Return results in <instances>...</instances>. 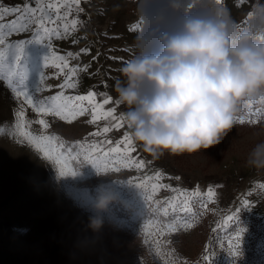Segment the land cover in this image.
<instances>
[{
	"label": "rangeland",
	"instance_id": "374dc122",
	"mask_svg": "<svg viewBox=\"0 0 264 264\" xmlns=\"http://www.w3.org/2000/svg\"><path fill=\"white\" fill-rule=\"evenodd\" d=\"M64 2L0 0L8 9L25 4L44 8L46 18L49 11L55 16L54 8L49 10L47 5L59 3L68 23L79 21L65 38L46 35L33 25L36 17L28 21L26 32L9 36L5 29V44L0 45L4 53L0 264H264V169L245 163L251 146L264 139V110L250 109L240 120L243 122L208 150L165 153L153 159L133 142L132 157L146 161L137 170L126 165L123 154L111 153L106 143L119 141L125 133L130 136L119 104L106 107H116L121 127L94 136L90 134L105 122L90 123L91 110L72 116L71 105H67L61 109L67 116L63 119L54 112L37 114L23 97L16 96L24 86L12 74L14 53L18 42L24 41L22 71H26V90L34 100H44L45 107H51L53 102L47 98L61 92L74 97L95 91L116 101L113 86L118 69L131 54L143 24L138 0H80L69 9L63 7ZM253 2L225 0L223 4L234 17L246 21ZM141 8L148 15L155 11L152 4ZM14 18L6 14L5 23ZM57 56H64L69 68L78 69L73 77L76 88L60 87L68 69L55 67L61 63ZM84 66H89L86 72ZM21 110L27 131L37 137L49 136L50 141L38 148L20 135L17 113ZM39 119L45 120L46 128ZM49 148L55 149L52 158L45 156ZM57 156L66 164L64 176L55 162ZM209 189L214 193L211 198ZM197 192L199 195L194 194ZM101 200L107 201L102 209L97 207ZM228 216L233 219L228 221Z\"/></svg>",
	"mask_w": 264,
	"mask_h": 264
},
{
	"label": "clouds",
	"instance_id": "9594fccd",
	"mask_svg": "<svg viewBox=\"0 0 264 264\" xmlns=\"http://www.w3.org/2000/svg\"><path fill=\"white\" fill-rule=\"evenodd\" d=\"M146 4L155 5L153 14L142 10ZM138 12L143 24L113 87L123 123L145 153L208 150L250 109L264 110V0H254L246 21L222 0H138ZM245 163L264 169V139Z\"/></svg>",
	"mask_w": 264,
	"mask_h": 264
},
{
	"label": "snow or ice",
	"instance_id": "6c2138e0",
	"mask_svg": "<svg viewBox=\"0 0 264 264\" xmlns=\"http://www.w3.org/2000/svg\"><path fill=\"white\" fill-rule=\"evenodd\" d=\"M38 3L39 0H36ZM80 0H65L63 7L65 9H69V5L73 4H79ZM55 10V16H53L52 12L49 11V14L47 18L44 15L45 9L44 8H38L35 6H29V4H25L23 8H13L8 9L3 7V5H0V45L5 44V29L7 28V35L12 34H19L20 32L28 31V21L32 20L33 17H36V19L33 21V25L36 27H39L43 30V32L48 35H55L60 38H65L67 36H70L72 31L77 28V25L79 21L77 19H72L70 23L67 22V18L64 17L61 13V6L58 3L57 5H52L49 3L47 5V9ZM37 13H40L39 16H37ZM6 14L14 16V19L7 20V23H5L6 20ZM69 15H71V12L69 11ZM23 17V18H22ZM61 20H64L65 22L62 24ZM48 24L55 25L52 29L48 28ZM76 41L74 40L73 43ZM24 41L18 42L16 46V52L14 53V71L12 74L19 76V82L21 85L24 86L23 91H17L16 96L17 97H23V102L26 103L27 106L33 108L37 114H43L48 115L52 114L54 112L55 115L60 116L63 119H66L67 116L64 114V112L61 110L67 105H71V111L70 115L76 116V115H83L85 112H88L91 110V120L90 123L95 124L97 121H104L105 124L101 129H98L97 132L92 133L90 135L94 136H100L102 134H107L110 131L114 129H118L121 127V120L117 115V109L116 107H106L107 105L111 104H118V101H113L112 97L108 95L107 93H97L95 91H89L86 95H76V96H65L63 92H61L59 95L52 96L50 99L53 104L51 107H45V101L40 100L36 101L34 98L28 93L26 90V80H27V74L26 71H22L24 68V65L22 64V61L24 59V48L22 47ZM9 47H12L11 44H9ZM82 52H87V49H81ZM69 57H72V53L67 54ZM48 57H44L45 66H47ZM56 60H59L61 63L56 64L55 67L58 68L60 71H63L65 68L68 69V73L66 75V79L64 80V83L60 86L62 89L66 88H76L77 84L73 82V77L77 74L78 69L77 68H69L67 61L64 56H57L55 58ZM4 60V53L0 51V77L3 76V63ZM89 66H84L83 71H87ZM44 80L43 73L40 74V81L42 82ZM38 92L41 90V85H37ZM100 96L101 99L97 100L96 97ZM85 102H87V106H85ZM18 119H19V128H20V135L27 138L30 142L35 144L38 148L42 143L45 141H50L51 137L49 136H34L29 131H27V122L25 120V112L21 110L17 113ZM111 121L112 123L109 124L108 122ZM243 122V121H240ZM38 123L40 125H43L45 128L47 127V124L44 119H39ZM106 143L110 146L111 153L115 154H123L126 165L128 167H134L137 170L143 169L146 165V161L143 159H134L131 155L132 152L135 151V148L133 146V141L131 140L130 136L125 133L122 138L117 141H111L107 140ZM115 144L113 147L112 145ZM62 147V146H61ZM95 147V146H90ZM43 150V149H41ZM55 149L49 148L47 151H45V156L52 158V152H54ZM55 162L60 167V175L64 176L66 175V164L62 163L61 159L57 156L55 158ZM99 167V165L97 166ZM75 172H72V175H74ZM159 174H157V179H159ZM196 195H199V193H194ZM208 197H213L214 193L212 189L208 190L207 193ZM244 205H248V201H244ZM232 216H228L227 220H232ZM207 260V257H205Z\"/></svg>",
	"mask_w": 264,
	"mask_h": 264
},
{
	"label": "bare ground",
	"instance_id": "6f19581e",
	"mask_svg": "<svg viewBox=\"0 0 264 264\" xmlns=\"http://www.w3.org/2000/svg\"><path fill=\"white\" fill-rule=\"evenodd\" d=\"M96 30V29H95ZM97 37V36H96ZM100 50H101V48H100Z\"/></svg>",
	"mask_w": 264,
	"mask_h": 264
},
{
	"label": "crops",
	"instance_id": "0c3cea01",
	"mask_svg": "<svg viewBox=\"0 0 264 264\" xmlns=\"http://www.w3.org/2000/svg\"><path fill=\"white\" fill-rule=\"evenodd\" d=\"M225 1V0H222V2Z\"/></svg>",
	"mask_w": 264,
	"mask_h": 264
}]
</instances>
